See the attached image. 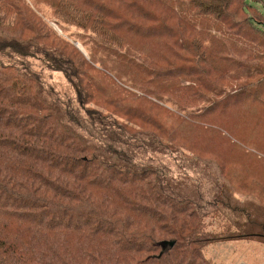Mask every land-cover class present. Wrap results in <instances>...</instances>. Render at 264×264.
I'll list each match as a JSON object with an SVG mask.
<instances>
[{"label": "trees", "instance_id": "trees-1", "mask_svg": "<svg viewBox=\"0 0 264 264\" xmlns=\"http://www.w3.org/2000/svg\"><path fill=\"white\" fill-rule=\"evenodd\" d=\"M235 242L264 248V0H0V264Z\"/></svg>", "mask_w": 264, "mask_h": 264}, {"label": "rangeland", "instance_id": "rangeland-1", "mask_svg": "<svg viewBox=\"0 0 264 264\" xmlns=\"http://www.w3.org/2000/svg\"><path fill=\"white\" fill-rule=\"evenodd\" d=\"M50 25L61 34L60 30L54 25L53 22H50ZM76 30L74 28L70 29L68 36L74 35ZM71 39V38H70ZM73 44H76L73 39H71ZM6 59V58H5ZM11 60H14L13 58ZM17 61V59H15ZM32 72L38 74L46 87L53 88L57 93H61L62 90L74 91V88L67 83L65 78L60 73H50L45 68V63L38 59L35 61V65L32 68ZM61 89V90H59ZM249 106V105H248ZM157 161H160L163 164H172L174 163L172 158H166L163 156H155ZM205 159H212L217 161L216 157L202 156ZM248 242V241H246ZM244 243V242H235V243H221L214 246L210 249L207 257L211 258L215 263L219 264H264V248L256 243ZM211 261V260H210ZM209 262V261H207ZM211 263V262H209Z\"/></svg>", "mask_w": 264, "mask_h": 264}, {"label": "water", "instance_id": "water-1", "mask_svg": "<svg viewBox=\"0 0 264 264\" xmlns=\"http://www.w3.org/2000/svg\"><path fill=\"white\" fill-rule=\"evenodd\" d=\"M77 46H79L78 44H76ZM175 242H162L159 244V246L162 248V254L168 249V248H172L174 246ZM161 254V255H162Z\"/></svg>", "mask_w": 264, "mask_h": 264}]
</instances>
